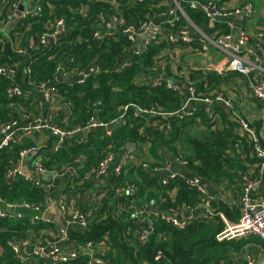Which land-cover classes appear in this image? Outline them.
I'll list each match as a JSON object with an SVG mask.
<instances>
[{
  "label": "trees",
  "instance_id": "16d2710c",
  "mask_svg": "<svg viewBox=\"0 0 264 264\" xmlns=\"http://www.w3.org/2000/svg\"><path fill=\"white\" fill-rule=\"evenodd\" d=\"M13 1L19 0H0V20H7L9 5ZM35 1L42 6L40 16L15 19L7 28L8 35L0 32V66L16 70L13 79L0 75V125L11 120L26 122L30 113H40L42 98L38 87L48 81L55 82L56 100L71 105L68 113L62 111L55 118L58 124L66 125L70 130L84 127L96 110H99L98 118L106 123L124 115L125 123L111 131L100 127L92 129L78 140L66 137L62 147L56 151L49 146L56 141L52 134L50 143L43 148V163L47 170L64 173L70 167L77 166L76 175L62 189L69 202L95 187L98 180L94 176L95 169L108 151L117 155L127 149L129 143L141 146L142 150L149 146L148 154L144 155L149 168L142 164H131L118 174L113 171L106 182L105 196L98 203L95 201L94 205L86 207L88 225L68 228L69 246L79 248L87 242H104L105 252L97 255H101L107 264H228L235 243L217 239V234L224 226L218 211L233 218L236 216L231 215V210L225 204L220 202L217 205L213 201V214L200 209V215L189 219L184 228L175 227L159 216H151L153 230L144 243L139 241V229L144 225L142 219L129 218L127 211L155 203L166 211L177 213L202 202L203 195L188 185L182 175L172 179L168 175L163 176L164 173L153 171L155 166H172L178 157L187 161L186 165H179L181 168L208 184L224 182L225 178L233 177L231 170L245 168L242 155L243 152L245 156L252 153L250 143L244 138L243 147L238 152L235 144L240 137L228 130L223 132L219 128L214 129L207 116L205 103L197 102L193 115L176 116L186 99L185 88L189 82L195 86L199 97H213L214 91L221 90L224 84L241 74L191 69L188 78L178 79L182 83L181 91L175 90L168 88L165 80L155 85L154 79L163 73L175 77L171 75L170 66L163 61L162 55L171 47L183 44L180 39L171 44L165 40L151 43L137 54L133 52L135 44L121 34L111 32L103 39L94 38V33L101 29L100 25L108 17L106 11L112 12L115 8L112 1L126 23H131L149 20L154 12L165 10L154 0H31L27 6ZM188 1H181L183 9L206 34L213 36L216 32L230 31L231 27L225 20L211 27L205 13L191 8ZM58 18L65 21L64 34L54 42L41 43L40 38L47 31V25ZM187 24L183 18L173 27L165 24L164 28L177 33ZM31 38L35 47L28 49L27 55L15 51V46L26 48ZM198 44L196 40L194 45ZM66 61L68 71L87 70L93 64L99 70L92 71L82 83L58 79L57 67ZM123 62L128 65L120 69ZM26 67L31 68V73L25 77ZM15 85L23 88L22 96H9L7 93ZM152 109L162 114L140 111ZM216 110L225 117L224 121H229L224 109L216 107ZM64 119L67 124H64ZM163 123H170L172 129L155 128L156 124ZM202 125L204 129L199 128ZM257 129H260V124ZM18 133L22 131L18 130ZM18 138L0 151V208L7 203L22 201L48 202L50 191L46 188L35 186L23 177L11 182L5 178L10 162L17 160L22 149L35 144L28 136ZM262 142L264 144V137ZM231 151L234 153L231 154ZM164 178L169 179L166 184L163 183ZM130 185L136 187L135 195L117 192ZM171 193H175V196L171 197ZM112 199L120 204L122 211L114 212L109 204ZM19 211L22 212L20 218L0 217V246L3 248L0 264H48L46 258L34 254L21 260L14 245L21 244L28 237L32 240L31 244L42 243L46 237L53 240L49 231H55L57 224L51 221L32 223V210L21 208ZM28 247L33 251L35 249L34 245ZM21 248L24 249L23 246ZM159 252L161 256L156 259ZM86 262L87 256L80 255L68 263L58 264Z\"/></svg>",
  "mask_w": 264,
  "mask_h": 264
},
{
  "label": "built area",
  "instance_id": "2783aa9c",
  "mask_svg": "<svg viewBox=\"0 0 264 264\" xmlns=\"http://www.w3.org/2000/svg\"><path fill=\"white\" fill-rule=\"evenodd\" d=\"M31 0H19L13 1L9 5V14L7 20H0V32L7 34V28L15 19H27L40 16L42 13V6L38 1H35L32 5L27 6V2ZM142 1V0H135ZM158 6H162L164 0H154ZM169 6L165 7L162 12H154L153 15L159 14L162 17L160 23L154 22L151 16L149 20L133 21L126 23L122 18L116 3L114 2L115 8L112 12L106 11L108 16L103 20L100 25L101 29L94 33V38L97 40L103 39L105 36L112 33H118L125 36L128 41L135 44L134 53H141L151 43L165 40L169 44L174 43L180 39L183 44L181 46H187L192 51L201 53L203 55H209L211 46L225 55L229 56V61L224 68L218 69L217 72H237L247 80L249 89L258 101L264 104V30L255 31L252 35L248 29L238 27L233 21H228L231 27L228 33L216 32L215 35L209 36L197 25H195L188 14L185 12L181 5L182 0H168ZM226 0H210L208 2H202L200 0H189L190 7L205 13L208 17L209 25L214 27L221 20L233 19L235 15L243 12L246 20L252 23L255 15V5L253 0H244V3L234 8H228L224 6ZM25 4V8L21 9V5ZM186 19L188 24L184 25L177 33L168 32L164 28L167 24L173 27L176 23L182 19ZM8 21V22H7ZM227 22V21H226ZM65 21L63 18L55 19L49 26L47 25V31L44 32L40 38L41 43H51L60 37L65 32ZM151 30V35L146 38L142 44L138 45L136 40L137 37ZM198 40V46L194 43ZM35 47L33 38L27 44V47L15 46V51L27 55L28 49ZM205 56V57H206ZM128 63L123 62L120 65V69L127 66ZM68 61L60 63L57 67L58 79H66L73 82H85L92 71L99 70L95 64H93L87 70L81 71H68ZM216 71V70H215ZM31 73V68H25V77ZM0 75L10 77L13 79L16 76V70L13 67L0 66ZM188 78V77H187ZM165 80L168 88L181 91L182 83L176 81L173 77L166 74L154 79V84L159 85ZM186 90V99L180 111L176 113V116H190L196 112L194 106L197 102L206 104V113L210 121L213 123V128L218 129V122L220 114L216 107H225L231 111V119L237 120L242 129H244L249 137L255 155L259 159V172L257 175L245 174L243 176L244 184L241 192L240 206L238 209L239 215L234 220L224 219V226L222 230L217 234L219 241H240L248 238H258L264 242V202L258 201L255 198L256 193L261 189V185L264 180V144H263V132L261 129H257L256 126L252 125L247 119L238 115L234 109V101L230 98L223 89L214 91L213 97L207 96L201 98L197 95L195 86L189 82ZM42 101L40 102V113H30L26 122H20L18 120H11L0 125V151L9 147L10 144L16 140L20 133L18 130L33 133V136L37 138L43 133H53L56 137V141L52 145V150H59L66 137L72 138L84 137V129H98L100 127H106L108 131H111L121 123H125L124 115H121L118 119H113L109 123L103 122L98 118L99 110L90 116L84 127H76L74 130H70L66 125H60L55 120L57 115H60L62 111L68 113L71 109V105L68 103H59L55 95L57 89L55 82L48 81L41 83L38 87ZM7 93L9 96H22L24 90L20 85H15L8 89ZM62 109V111L58 114ZM142 113L147 112L149 114H162L156 110H140ZM66 119V118H65ZM64 119V120H65ZM67 124V120L64 121ZM155 128L160 130H171L170 123L156 124ZM143 130V129H142ZM219 130H221L219 128ZM225 131V130H222ZM236 135L237 131L233 128L231 130ZM77 139V140H78ZM35 141V140H34ZM44 139L42 142L33 144L28 148H24L19 152L17 160L11 161L6 170L5 178L8 182L14 181L18 177H23L25 180L30 181L33 185L38 187H44L48 191L52 189L53 183L51 179H54L60 173L56 171H49L44 166L43 159L44 153L43 148L45 147ZM34 154L33 172H30L25 166V159L28 155ZM139 161L136 164H142L143 167L149 168V164L144 161V155L139 154ZM116 154L112 151H108L105 157L100 161L97 168L95 169L94 176L99 179L105 176L109 167L114 162ZM134 158V157H133ZM130 157H127L119 161V165L114 169V172L118 174L122 168L131 165ZM174 165H186L187 161L182 160L180 157L174 159ZM172 166L170 164L155 166L153 171L155 173H167L169 178H176L179 174L186 179V183L192 187H195L197 191L203 195L202 202L194 207H187L188 211L194 212L195 210H203L204 213L213 214L215 207L213 205L214 198L209 194L207 188L203 184L197 182V178L193 176L190 178L177 171H171ZM74 167H70L66 172L73 170ZM43 178L49 177V181L42 180ZM168 178L163 179V183L168 182ZM118 193H128L131 195L136 194V187L130 185L126 188H120L117 190ZM1 201V198H0ZM60 210L63 214V220L65 223L64 227L57 224V230L55 231L54 239L50 237L44 238L42 243L31 244V239L28 237L21 241V244L14 245L17 256L24 260L29 254H24L21 246L28 247L34 245L35 249L31 254L46 258L49 260V264L68 263L71 260L77 259L80 255L87 256L86 264H107V261L97 253H104L106 250V244L104 242L93 243L87 242L85 245L71 249L68 251L63 250L59 245L68 240V228L72 226L86 227L88 225V213L80 208L71 207L66 194L60 193L59 197ZM30 209L33 211L31 217L32 223H39L42 221H50L45 216L48 213L50 206L48 202L45 204L35 203L30 201H22L19 203H7L5 207L0 208V217L2 218H20L22 212L19 209ZM177 213L172 212H156L154 216H159L167 223H171L173 226L178 228H184L187 226L189 219L194 216L187 218H181ZM135 217L145 218L144 225L139 233V241L144 243L148 241L151 231L153 230L152 221L149 220L150 211L144 207H137L134 210ZM148 221V222H146ZM146 222V223H145ZM146 225V227H145ZM51 235V233H50ZM52 236V235H51ZM161 252L156 256L159 259ZM249 264H255L253 258L248 256ZM78 264V263H77Z\"/></svg>",
  "mask_w": 264,
  "mask_h": 264
},
{
  "label": "crops",
  "instance_id": "0c3cea01",
  "mask_svg": "<svg viewBox=\"0 0 264 264\" xmlns=\"http://www.w3.org/2000/svg\"><path fill=\"white\" fill-rule=\"evenodd\" d=\"M254 5H255V15L253 17L252 23H249L243 12L239 13L238 15H235L233 19H226V21L234 22L238 27L240 28H245L250 31V33H253L258 30H264V0H253ZM256 2V3H255ZM114 4V1H112ZM244 3V0H226L223 4L224 6L228 8H234L237 6H240ZM165 7L169 6V1L164 0L163 5ZM154 18L152 19L156 23H160L162 21V17L159 16V14L152 15ZM203 55L201 53L192 51L189 47L187 46H175L171 47L168 49L165 53L162 55L163 61H166L169 66H170V73L171 75H174L173 77L176 81H179L181 77H186L188 76V73L191 69H203V70H218L221 68H224L228 61H229V56L225 55L223 52L218 51L215 49L213 46H211L209 55ZM225 72V71H224ZM166 75H170L168 73H164ZM227 74V73H226ZM172 77V76H170ZM221 89L224 90L226 95H228L230 98L233 99L234 101V111L240 115L241 117H244L247 119L252 125L258 126L260 124V129L262 130L264 135V104H262L260 101H258L255 97H253L247 80L243 77V75H238L237 77L233 78L229 83L224 84ZM220 108L224 109L227 118L229 121H224L225 117L223 118L220 114V122H218V127L222 130H228L233 134L231 131L233 128L237 131L236 136L240 137L238 142L235 144L237 151H241L242 149V143L243 139H247V141L250 143V148L252 150V153L249 156H245L244 152L242 157L243 158V164L245 165V168H239L235 170H231L233 173V177H227L225 178L224 182L217 183V184H207V190L209 194L214 198V201H216L217 205L219 203H223L226 206L229 207V210H231V215L232 216H237L239 215L238 209L240 206V198H241V192L244 184L243 176L245 174H252V175H257L259 172V159L255 155V151L253 150V146L250 141V137L248 133L241 128L239 125V122L237 120H232L231 119V111L225 107L220 106ZM62 109L60 110V112ZM58 114L59 108H58ZM231 121V123H230ZM257 123V124H256ZM200 129H204V126H199ZM225 132V131H223ZM53 133L47 132L43 133L40 135V137L37 136L34 137L33 133L29 132V130H23L22 133L19 134V138L22 136H28L35 140V143L42 142L44 139L45 146H48V143H50V139L52 137ZM54 135V134H53ZM235 135V134H233ZM55 137V136H54ZM74 139H78L77 137H72ZM50 148H52V145H49ZM149 146L147 145L146 148H141V146L134 145L132 149H125L121 152H119L116 157L114 162L111 164L109 167V170L105 174V176L100 177L96 181V185L93 189L88 190L84 195H77L76 198H73L69 205L71 207L75 208H80L82 210L86 211V207L94 205V202L96 201L97 203L105 196L107 189L105 186L107 185V181L109 180L111 173L114 171V169L119 165V161L123 160L127 157H130V162L131 164H136L137 162L134 161H139V154L146 155L148 154V148ZM234 151H231V154H233ZM34 154L28 155V157L25 159V166L26 168L33 172V162H34ZM134 157V158H133ZM76 168L77 166L74 167L73 170L60 173L57 175L54 179H51V182L53 183L52 189L50 190V194L48 196V204L50 206L49 210L47 211L48 213H51L52 218L50 221L52 223L58 224L55 222V217L58 216L59 214V209L57 208L56 204H59V197L60 193L62 192V189L69 183L70 179H72L73 175H76ZM177 171L181 173L182 169L177 168L174 164H172L171 171ZM170 174V171L165 173L163 176H167ZM264 177V175H263ZM42 180H47L49 181V177L43 178L41 177ZM58 182V183H57ZM205 184V185H206ZM175 193H171V197H174ZM256 200L264 202V180L261 185V189L256 193L255 195ZM109 204L112 206L114 212L118 213L122 209L120 207L119 203H115V200L112 199ZM146 208L148 211H150L149 215V220L151 221V216H154L156 212L164 213V212H170L162 209L155 203H150L142 206ZM137 208V207H136ZM123 210V209H122ZM121 210V211H122ZM134 210L127 211V215L129 218L135 217L134 215ZM201 210H195L194 212L188 211L187 207L182 209V211H179L180 213L178 214L179 217L181 218H187L190 216H197L200 215ZM47 213V214H48ZM218 214L220 217L224 219H229V220H234L236 218H233L231 216H228L225 214L223 211H218ZM140 219H145L141 218ZM143 223L144 221L141 220ZM148 222V221H146ZM145 222V223H146ZM224 222V221H223ZM59 225V224H58ZM60 226V225H59ZM78 227V226H75ZM58 228V227H57ZM56 228V230H57ZM142 228L139 229V233ZM55 230V231H56ZM55 231L50 230L49 233H51L52 237L55 236ZM235 245L232 247L230 251V258L228 260V264H249L248 261V256H251L255 262V264H264V242L261 241L258 238H248V239H243L240 241H234ZM59 247L63 250L68 251L71 249L69 246L68 242L65 241L59 245ZM3 252V248L0 246V253ZM33 252V249L31 247H24L23 253L24 254H31Z\"/></svg>",
  "mask_w": 264,
  "mask_h": 264
},
{
  "label": "water",
  "instance_id": "95a60500",
  "mask_svg": "<svg viewBox=\"0 0 264 264\" xmlns=\"http://www.w3.org/2000/svg\"><path fill=\"white\" fill-rule=\"evenodd\" d=\"M26 1H27V0H26ZM24 8H25V4H22V5H21V9H24ZM151 32H152L151 30H148L146 33H144V34L138 36V37H137V40H136L137 44H138V45L142 44L143 41L151 35ZM62 35H63V34H62ZM62 35H60V37H61ZM60 37H58V38H60ZM59 79H61V77H59ZM91 130H92V129H88V128H87V129H84L83 133L86 134V133L90 132ZM133 147H134V145L131 144V143H129V144L127 145V148H128V149H132ZM172 159H173V158H172ZM172 161H173V160H172ZM175 166H176L177 168L182 169V171H181L182 174H184V175H186V176H188V177H190V178H193V176L190 175L189 172H188L186 169H183V168H181V167L178 166V165H175ZM196 180H197V182H198L199 184H203V185L206 184V183H204V181L201 180V179H196ZM205 186L207 187V184H206ZM56 206H57V208L59 209V214H58L57 217L54 218V219H55V222L58 223L61 227H64V226H65V223H64V220H63V214H62V211L60 210V207H59L58 204H56ZM45 217H46L47 219L50 220V219L52 218V215H51V213H48V214H46ZM145 227H146V225H145ZM46 261H47L48 264H49V260L46 259Z\"/></svg>",
  "mask_w": 264,
  "mask_h": 264
},
{
  "label": "rangeland",
  "instance_id": "374dc122",
  "mask_svg": "<svg viewBox=\"0 0 264 264\" xmlns=\"http://www.w3.org/2000/svg\"><path fill=\"white\" fill-rule=\"evenodd\" d=\"M197 130H195L194 132H196Z\"/></svg>",
  "mask_w": 264,
  "mask_h": 264
}]
</instances>
